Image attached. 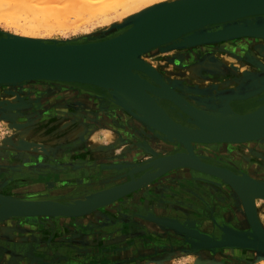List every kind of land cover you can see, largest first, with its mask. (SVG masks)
I'll return each mask as SVG.
<instances>
[{"label":"bare ground","instance_id":"obj_1","mask_svg":"<svg viewBox=\"0 0 264 264\" xmlns=\"http://www.w3.org/2000/svg\"><path fill=\"white\" fill-rule=\"evenodd\" d=\"M77 1L27 0L25 3L6 6L5 0H0V17H4V13H7V18L16 23L15 32L4 31L5 33H0V36L54 44H78L117 35L131 21L145 17L156 18L166 12L172 14L171 16H181L182 13H186L201 18L224 10L225 7H248L254 4L264 6V0H221L220 5L214 7L207 3L211 0H100L101 3L99 0H91L94 4L90 3V0ZM111 9L116 13L114 14ZM70 10L76 13H73L75 18L85 13L86 18L80 17L84 22L91 15L99 14L102 16L98 15L100 20L103 18L102 23L105 19H109L107 14L110 10L117 19L108 23L110 24L108 26H113L112 32L116 31V33L107 35L100 32L102 34L100 38L88 34L86 37L90 36L89 38L85 37V40L76 42H58L56 39H48L39 34L41 32L39 28L52 30L62 23L60 16ZM107 11L108 13H105ZM20 14H24L22 23L18 22ZM142 14L144 15L140 17ZM76 21V26L79 22H83ZM203 23L154 47L129 53L122 63L117 65L122 80L120 85L85 84L59 78L0 81V102H6L10 107L16 106L13 108L15 110H12L15 112L10 114L26 115L27 112L22 111V108L27 103L28 95H34L37 90H44L47 93L54 87L59 89L74 85L85 90L82 93L74 88L65 89L67 93L77 94L78 97L71 100L74 101L73 105L66 106V104L59 107L65 110L72 109L70 111L88 107L99 110L98 114L112 116L113 104L123 120L122 125L113 126L117 131L106 136V140L96 134L90 136L84 134L86 142L83 146L69 151L61 150L56 154H51L47 148H44V143L39 144L41 141L34 137L32 129L24 130L25 133L21 134L27 137L32 145L36 143L33 147L39 146V149L31 148L36 153L29 155L39 158L43 165L53 156L59 157L56 162L61 161V155L64 160L74 158L77 154L81 156L75 157L72 163H68L57 173L61 177L57 176L59 180H62V177H69L67 172L71 173L72 179L59 182L65 186H56L53 181L16 185L13 194L0 191V196L11 199L12 203L8 204L13 208L18 203L24 207L29 206V203H21V200L29 199L23 198L25 197L23 195L29 192L45 194L40 198L30 199L32 201L62 203L63 200H68L69 203L62 204L81 205L84 202L81 200L90 196L91 198L93 195L106 196L113 191L132 187L135 184L140 185L141 182L150 179L139 187L136 185L131 191L113 201L81 213L71 216L35 215L33 217L42 216L49 220L58 218L56 221L61 229H66L71 219L82 223L109 222L100 226L99 238H101L107 233L116 232L117 225L108 221L109 214L116 215L125 211L129 216L128 222L132 225V230L119 231L117 236L106 238V242H116L117 251L126 250L117 264L127 262L137 264L142 259L153 264H163L169 257H175L179 251L198 253L197 249L202 245L210 246L211 253H216L217 248L223 245H253L256 253L264 256V62L259 59L257 62L255 59V55H258L261 49L263 51L260 57L264 59V37L245 35L255 31L256 34L263 33L264 12L257 13L248 7ZM236 33L244 34L228 36ZM207 35L213 38L206 40ZM201 39L202 43L194 44ZM185 43L191 45L175 48L169 46ZM224 46L236 53L233 55L235 60L230 61L231 66H229L232 69H221L224 56L210 53L214 50L217 52L225 50ZM167 49L172 56L163 55L167 65L178 66L177 69H169L171 73L167 75L171 79L168 80L150 61ZM237 51L243 53L239 54ZM249 58L254 64L257 63V66L252 69H239ZM184 65L187 69L181 68ZM203 74L208 81L201 82L200 76ZM10 96H15L16 102L8 103ZM92 99H97L96 102L99 103L94 105ZM19 107L21 109H18ZM187 117L197 123H192L186 119ZM70 123L77 124V127L82 122L73 120ZM70 123L65 126L70 128V135H75L76 128L72 130ZM49 126H45L41 134L48 131ZM52 131L47 135L53 136ZM245 133L257 134L241 140H220L222 137L232 138L233 134ZM197 135L203 139L192 140V137ZM35 140L37 142H34ZM20 145L27 146L25 142ZM180 160L190 165L167 166L170 162ZM92 168L95 169L94 173L91 172ZM71 169L75 170L69 171ZM11 172L15 175L27 176L26 178H37L36 173L29 174L24 170H11ZM86 177L90 180L86 181L84 179ZM156 180L168 182L173 192L170 193V189L167 188V190L162 189L159 194L155 188H146L150 183L155 185ZM200 182L211 195L215 208L209 212L207 209L210 205L201 209L208 216L214 214L213 220L202 224L188 216L192 212L200 211V206L194 208L195 203L189 197L191 195V191L188 192L189 183L200 185ZM129 194L134 195L129 197ZM63 196L68 197L63 198ZM241 216L244 220L240 218ZM12 218L22 217L9 216L1 220ZM231 218L234 219L235 224L241 223L244 230L231 231V225L226 223ZM248 226L249 231L245 230ZM245 234L248 236L245 237ZM143 237L147 239L144 241ZM93 238L90 237L84 243L103 249L104 247L100 245L101 241L96 242ZM105 248L113 249V247ZM208 255L213 257L212 254ZM197 257L194 256L193 262Z\"/></svg>","mask_w":264,"mask_h":264},{"label":"rangeland","instance_id":"obj_2","mask_svg":"<svg viewBox=\"0 0 264 264\" xmlns=\"http://www.w3.org/2000/svg\"><path fill=\"white\" fill-rule=\"evenodd\" d=\"M73 1V0H72ZM76 2V0H74ZM80 2V0H78ZM77 1V2H78ZM82 1V0H81ZM88 1V0H87ZM91 1V0H90ZM93 1V0H92ZM92 1L90 3H92ZM103 1V0H102ZM74 2V4H76ZM84 2V1H82ZM81 2V3H82ZM100 2V0H99ZM71 4L73 2H70ZM101 3V2H100ZM84 4V3H83ZM94 4V2L92 3ZM110 9V8H109ZM120 10V9H119ZM118 10V11H119ZM109 11V13H108ZM105 13L107 14L109 19H105L102 23V19L100 20V16L98 17L97 14L91 15L89 18L85 19L84 22L82 19L86 18L87 16L85 13L81 14V16L74 17L76 14L74 11H65L60 16L62 19V23L58 26H55L51 30H44V28H39L41 31L39 34L43 37H47L48 39H56L58 42H76V41H83L90 36H94V38H100V35L103 34H113L116 33L112 32V26H108L110 22L117 19V16L114 15L116 13L115 10L111 11L108 10ZM72 13V14H70ZM73 13H75L73 15ZM19 14V13H18ZM88 14V13H86ZM19 23L23 22L24 14H20ZM90 15V14H88ZM97 15V16H96ZM63 17V18H62ZM74 17V20H73ZM98 17V18H92ZM102 17V16H101ZM114 17V18H113ZM112 18V19H111ZM73 21H72V20ZM81 19V20H79ZM71 20V21H70ZM78 21L77 26L75 25ZM107 20V21H106ZM111 20V21H110ZM60 21V20H58ZM11 19L4 17H0V33H5L7 31L9 33L15 32V25ZM63 26H62V25ZM73 24V25H71ZM75 25V26H74ZM87 25V26H86ZM74 26V27H73ZM108 29H107V28ZM101 32V33H100ZM88 34H91L89 37ZM45 35V36H44ZM99 35V36H97ZM86 37V38H85ZM239 42H236L238 44ZM191 43H185L181 45H169L170 47H182L186 46ZM200 44V43H194ZM167 46V47H169ZM225 50L217 51H210V53H217V55L222 54L224 56L221 69H232L230 67V61H234L233 58L234 54L230 51V48L225 47ZM169 49L163 51V54L157 55L154 59L150 60L155 67L158 68L159 73L166 79H171L169 76L171 71L169 69H177L178 66L174 65L169 67L165 61L163 55L168 56L170 55ZM227 50V51H226ZM263 50L259 51L258 55H255V59L264 62V59L260 57V53ZM231 53V54H230ZM237 53L241 54L243 51H237ZM190 55V54H189ZM254 55V54H253ZM170 57H172L170 55ZM220 58V57H219ZM261 58V59H260ZM222 61V60H221ZM171 62V61H168ZM251 62V63H250ZM175 63V62H174ZM249 63V64H248ZM246 64V65H245ZM252 60L249 58L247 62H244L239 69H252L255 68V65ZM230 65V66H229ZM252 66V67H251ZM257 66V65H256ZM227 67V68H226ZM183 69H187L181 66ZM162 70V71H161ZM169 74V75H167ZM201 82L208 81L207 77L203 75L200 76ZM58 86V85H56ZM58 88V87H57ZM53 88L49 90L47 93L44 90H37L34 95H28L26 99V104L23 106L22 111H26L27 114L21 113H12L15 110L10 107L9 104L6 102H0V191L6 194H13L14 190L17 186H23L25 184L32 185L35 183H43V182H55V184L62 185V181H67L72 178L71 173L69 177H62V180L57 178V173L65 168L68 163H72L77 156H81V154H77L74 158H69L64 160L62 155L60 156L61 161L56 162L59 157L53 156L49 157L45 164H42V161L37 157H34L36 152L32 149H39V146L33 147L35 144L32 145V142L27 138L24 137L21 133H25L24 130L30 131L34 133V137L41 141L40 143H44V148H47L51 154H56L58 151L61 150H74L80 146L85 144L86 136H90L92 134H96L99 137H102L103 140H106V136L111 135L112 133L116 132L117 129L113 126L122 125L123 120L121 116L118 115L116 112V107L112 104V109L114 113L111 115L106 114H98L99 110H95L93 108L88 107H80L76 111L65 110L63 107H59L60 105L68 106L69 104L74 103V100L78 97L77 94L74 93H67L65 89L74 88L77 91L85 90L83 87H76L74 85L66 88ZM61 91V92H60ZM93 94H96L93 92ZM24 95V94H23ZM77 95V96H76ZM11 97V98H10ZM7 100L8 103H13L12 101L16 102L15 96H10ZM72 97V98H71ZM12 98H14L12 100ZM47 98L49 101H47ZM65 98V99H64ZM100 99L99 96H97ZM93 104H97V99H92ZM11 101V102H9ZM5 105V106H4ZM9 106V107H7ZM18 109H21L20 107ZM64 109V110H62ZM57 114V115H56ZM76 120L81 121L82 123L79 124H71L70 122ZM101 120V121H100ZM102 120H105L102 122ZM110 122V123H107ZM51 123V126H49ZM71 124L72 130L75 131L76 134L70 135L69 129L67 128V124ZM23 126H22V125ZM45 126H49L48 131H44L41 134L43 128ZM23 130V131H22ZM55 130L57 132H54ZM49 131H52L53 136H48L47 134ZM28 134V133H27ZM86 136H85V135ZM104 134V136H102ZM70 135V136H69ZM98 137V138H99ZM52 138V139H50ZM35 140L34 142H37ZM98 140V139H97ZM112 140H115L112 138ZM109 141V140H107ZM25 142L27 144L26 147H22L20 144ZM116 143V141L114 142ZM42 145V144H40ZM32 148V149H31ZM32 155H29V154ZM25 156V157H24ZM41 157V156H40ZM43 157V156H42ZM47 156H44L46 158ZM104 158H107L104 156ZM11 159V160H10ZM22 160V161H21ZM13 164H11V162ZM20 163V164H18ZM22 164V165H21ZM7 170H24L28 171V173H36L38 177L36 179L29 177H15L10 175V173L6 172ZM75 169H71L69 171H74ZM94 168H92V173H94ZM65 174V173H64ZM41 178V179H40ZM86 181H89L90 178H84ZM17 181V184H16ZM157 181V180H156ZM76 182V181H73ZM71 183V182H70ZM17 185V186H16ZM65 186V185H62ZM34 189V187H31ZM146 188H155L157 189V193L161 194L162 189L167 190L170 189V193L173 192V188L168 185V182L164 183V181H157L155 185H147ZM188 192L191 191L190 198L193 199L196 208L198 205L200 206V211L192 212L188 216L199 221V224H202L208 220H213L214 214L206 215L204 212L201 211L202 208H206L207 212L215 210L214 208V201L211 200V195L204 189L203 183L200 182V185L196 183H189ZM177 192V191H176ZM27 193V192H26ZM29 192L23 198L29 199H36L44 196L45 194L42 193H31ZM66 194V193H65ZM38 195V196H37ZM130 195V194H129ZM128 195V196H129ZM134 194L130 195L132 197ZM68 197V196H63ZM67 199V198H66ZM62 203H69L67 200H63ZM212 208V209H211ZM244 220V217H240ZM22 218H12L6 220H0V264H117L121 260L122 254L126 252V250H119L117 251L116 242L107 241L109 237L117 236L116 234L121 231L130 232L132 229V225L128 222L129 216L125 213V211L120 212L118 214L110 213L109 220L111 223H116L117 228L115 229V233H107L106 236L99 238L100 233V226L105 223L109 222H100V221H91L87 223L77 222L75 219L70 220V225L66 229H61L60 225L55 220L38 216L36 218L33 217V220L30 222H24L21 220ZM35 220V221H34ZM241 220V221H242ZM128 222V223H127ZM240 222V221H239ZM227 224L231 225L232 230L236 231L239 229L240 231L244 230L241 223L235 224L234 219L231 220ZM82 225V227H80ZM245 230L249 231V226ZM233 231V232H234ZM102 232V231H101ZM115 234V235H114ZM94 237L96 242L101 241L100 245H102L103 249H98V246H92L89 243H84L85 240L89 239L90 237ZM98 236V237H96ZM248 234H245L247 237ZM84 238V239H83ZM107 238V239H106ZM146 237H143L142 240L145 241ZM104 240V241H103ZM131 240H129L130 242ZM114 243V244H112ZM105 247H113L112 250H109ZM197 252L193 251H179L175 255V257L171 256L163 264H260V260L264 259V256H259L256 253V248L253 245H223L217 248L216 253H211L210 246H199ZM211 249V250H210ZM188 250V249H187ZM93 252V253H92ZM195 254H193V253ZM208 254H212L211 257ZM108 255V256H107ZM34 256L45 258L39 259L35 258ZM113 256V257H112ZM116 256V257H115ZM194 256H198L196 261H194ZM111 257V258H110ZM97 258V259H96ZM111 259V260H110ZM117 259V261H116ZM111 261V262H110ZM141 260L140 263L137 264H153L150 262H145ZM133 262H127L122 264H132Z\"/></svg>","mask_w":264,"mask_h":264},{"label":"water","instance_id":"obj_3","mask_svg":"<svg viewBox=\"0 0 264 264\" xmlns=\"http://www.w3.org/2000/svg\"><path fill=\"white\" fill-rule=\"evenodd\" d=\"M220 1L221 0H211L207 3H210L212 7H214L215 5H220ZM248 7H251L257 13L264 12V6L254 4ZM248 7H225L224 10L207 14L205 17L201 18L192 17L195 14L191 16L186 13H182L181 16H171L172 14L170 15V13L167 12L156 18H138L128 23L126 28L117 35L96 41L79 42L78 44H54L0 36V81L59 78L81 83L84 82L85 84L95 83L104 86L109 84L120 85L122 80L117 65L122 63L129 53L154 47L160 42L176 37L189 29L204 24L203 22L206 23L217 17H225L239 9H246ZM143 15L144 14L140 15V17ZM175 25L177 26L174 27ZM256 33V31L249 32L245 33V35L264 37V31L262 34ZM237 34L244 33H236L228 36ZM212 38L213 37L210 38V36L207 35L206 40ZM202 42L203 40L201 39L196 43ZM145 94H147V92H145ZM186 119L191 121L188 117ZM191 122L197 123L195 121ZM256 134L257 133L233 134L232 138L222 137L220 140H241L254 137ZM190 139L191 138H189V140ZM196 139L203 138L199 137V135L192 137V140ZM211 140H214V138H211ZM184 162L185 161L182 160L173 161L167 164V166L175 167L189 164H185ZM11 170L12 169H10V172ZM205 171L211 172L210 170ZM6 172L10 173L7 170ZM11 173L10 175L15 176V174ZM36 175L38 177V174ZM57 176L61 178L60 175L57 174ZM15 177L25 176L18 174ZM148 181H150V179L146 182ZM143 182H141L140 185L146 183ZM136 185L137 187L140 186L139 184H135L132 187H125L118 191H113L106 196L93 195V198L90 196L85 200H81L84 201L81 205H65L58 203V201L39 202L28 199L26 201L21 200V203H29V206L24 207L18 203L17 206L13 208L11 204H8L9 202L12 203L11 199L0 196V220L1 218L9 216H21L22 221L30 222L35 215L52 217L71 216L113 201L131 191ZM34 257L44 260L42 257Z\"/></svg>","mask_w":264,"mask_h":264},{"label":"snow or ice","instance_id":"obj_4","mask_svg":"<svg viewBox=\"0 0 264 264\" xmlns=\"http://www.w3.org/2000/svg\"><path fill=\"white\" fill-rule=\"evenodd\" d=\"M25 2H27V0H5L6 6L9 5V4L25 3ZM7 17H8V14L4 13V18L7 19ZM260 264H264V259L260 260Z\"/></svg>","mask_w":264,"mask_h":264}]
</instances>
